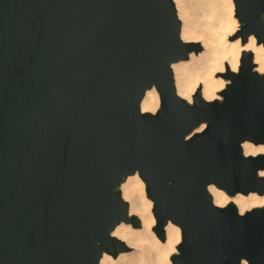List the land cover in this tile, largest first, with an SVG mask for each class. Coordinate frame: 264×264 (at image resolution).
I'll list each match as a JSON object with an SVG mask.
<instances>
[{
    "label": "water",
    "instance_id": "water-1",
    "mask_svg": "<svg viewBox=\"0 0 264 264\" xmlns=\"http://www.w3.org/2000/svg\"><path fill=\"white\" fill-rule=\"evenodd\" d=\"M243 42L264 43V0H233ZM203 46L181 38L174 0H0V264H99L129 246L120 185L136 172L157 235L181 228L177 264H264V205L214 203L264 194V73L251 51L206 100L177 94L173 63ZM160 95L143 112L148 89ZM205 123L202 130L195 131Z\"/></svg>",
    "mask_w": 264,
    "mask_h": 264
},
{
    "label": "bare ground",
    "instance_id": "bare-ground-1",
    "mask_svg": "<svg viewBox=\"0 0 264 264\" xmlns=\"http://www.w3.org/2000/svg\"><path fill=\"white\" fill-rule=\"evenodd\" d=\"M181 20V38L184 41L201 40L204 50L192 52L188 59L172 65L177 94L191 102L193 94L201 87L206 100L217 98L227 80L216 76L226 66L237 71L243 51H251L256 70L264 73V43H258L254 35L243 42L234 17L233 0H174ZM160 107V95L155 87L148 89L141 102L143 112H156ZM205 123L195 131L202 130ZM246 155L264 153V144L245 141L242 144ZM264 173V169L259 174ZM264 177V175H261ZM145 182L138 172L129 175L120 185L123 198L129 203V215L140 217L139 227L131 221L117 223L112 235L125 241L132 249L116 255L105 252L99 264H175L173 253L182 240L181 228L169 221L165 227V239L162 240L153 230L157 226L152 211L153 201L145 194ZM213 201L218 206L234 203L240 213L264 205V194L250 192L229 195L214 184L209 185ZM155 226V228H156ZM177 264V263H176ZM243 264H247L244 260Z\"/></svg>",
    "mask_w": 264,
    "mask_h": 264
},
{
    "label": "rangeland",
    "instance_id": "rangeland-1",
    "mask_svg": "<svg viewBox=\"0 0 264 264\" xmlns=\"http://www.w3.org/2000/svg\"><path fill=\"white\" fill-rule=\"evenodd\" d=\"M234 17L236 18V20H237V26H238V29L236 30V32L234 33L235 35H237V33H238V30L240 29V27H241V23L239 22V20H238V18L236 17V15H235V11H234ZM197 42H200L201 43V40H196ZM202 44V43H201ZM203 46V45H202ZM202 50H204V47L202 48ZM201 50V51H202ZM201 51L200 52H198V53H201ZM255 63V62H254ZM239 64H240V62H239ZM255 70H256V64H255V68H254ZM257 72H259V73H263V72H260V71H258V70H256ZM218 77H220V76H218ZM227 83H228V81H227ZM218 95H219V93H218ZM215 99H222V96L221 95H219L217 98H215ZM192 102V101H191ZM121 190V189H120ZM210 192V191H209ZM145 194H146V188H145ZM212 195V194H211ZM146 197H147V194H146ZM148 198V197H147ZM149 199V198H148ZM151 200V199H150ZM128 202V201H127ZM153 207V206H152ZM133 215H136V214H133ZM132 216V215H131ZM138 218H139V220H140V223H141V219H140V217L138 216V215H136ZM134 225V224H133ZM140 226V225H139ZM139 226H137V227H139ZM156 226V225H155ZM155 226H154V228H153V230L155 231ZM136 227V226H135ZM156 232V231H155ZM116 237V236H115ZM121 240V239H120ZM123 241V240H122ZM125 242V241H124ZM126 243V242H125ZM127 244V243H126ZM180 244V243H179ZM179 244H177V247H178V245ZM128 246V245H127ZM132 248L129 246V249L127 250V251H130ZM133 250V249H132ZM176 254H179V251H178V249L176 248V250L174 251V253H173V256L174 255H176ZM174 261V260H173ZM176 264V263H175Z\"/></svg>",
    "mask_w": 264,
    "mask_h": 264
},
{
    "label": "snow or ice",
    "instance_id": "snow-or-ice-1",
    "mask_svg": "<svg viewBox=\"0 0 264 264\" xmlns=\"http://www.w3.org/2000/svg\"><path fill=\"white\" fill-rule=\"evenodd\" d=\"M261 175H264V173H261Z\"/></svg>",
    "mask_w": 264,
    "mask_h": 264
}]
</instances>
